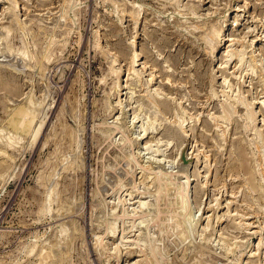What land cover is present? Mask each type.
Masks as SVG:
<instances>
[{
    "label": "rangeland",
    "instance_id": "374dc122",
    "mask_svg": "<svg viewBox=\"0 0 264 264\" xmlns=\"http://www.w3.org/2000/svg\"><path fill=\"white\" fill-rule=\"evenodd\" d=\"M0 264H264V0H0Z\"/></svg>",
    "mask_w": 264,
    "mask_h": 264
},
{
    "label": "bare ground",
    "instance_id": "6f19581e",
    "mask_svg": "<svg viewBox=\"0 0 264 264\" xmlns=\"http://www.w3.org/2000/svg\"><path fill=\"white\" fill-rule=\"evenodd\" d=\"M200 5H201V4H200ZM199 11H200V10H199ZM232 18H233V21H236V20H237V19H236V18H237V15L233 16ZM233 21H232L231 24H233ZM218 30H219V29H218ZM217 32H220V31H217ZM214 33L217 34V33H216V29H215V32H213V34H214ZM213 34H212V35H213ZM215 34H214V35H215ZM218 34H219V33H218ZM218 34H217V35H218ZM212 35H211V36H212ZM217 35H216V36H217ZM210 38H211V37H210ZM214 38H215V37H214ZM218 39H219V41H218V43H217V46H216V43H215V46L217 47V49L220 48V47L222 46V45H221V44H222V41L225 40L224 38H221L220 36L218 37ZM207 40H208V39H207ZM213 40H214V39H213ZM215 40H216V39H215ZM241 41H242V40H241ZM216 42H217V41H216ZM4 43H5V42H4ZM213 43H214V42H213ZM5 46H6V45H5ZM215 46H214V48H215ZM230 46H231V45H230ZM228 47H229V46H228ZM234 52H235V51H234ZM234 52L232 51V53H231V54H232V57L235 56V54L233 55ZM238 52H239V51H238ZM138 57H139V56H138ZM232 57H231V58H232ZM132 58H133V57H132ZM239 58H240V57H239ZM241 59H242V58H240V62L242 63L243 60H241ZM228 60H230V59H228ZM34 65H35V64H34ZM225 106H226V105H225ZM226 107H227V106H226ZM231 108H232V107H231ZM252 109H253V108H252ZM224 110H225V109H224ZM228 110H229V109H228ZM250 111H252V110H250ZM224 112H225V111H224ZM226 112H227V111H226ZM228 112H229V111H228ZM252 113L254 114V111H253ZM226 114H227V113H225V117H226ZM253 114H252V115H253ZM254 115H255V114H254ZM227 205H228V204H227ZM207 243H208V242H207ZM210 246H211V245H210ZM204 247H205V246H204ZM207 249H208V248H207Z\"/></svg>",
    "mask_w": 264,
    "mask_h": 264
}]
</instances>
